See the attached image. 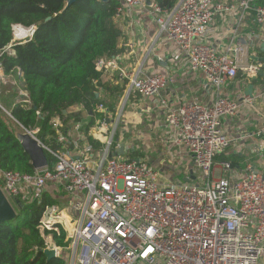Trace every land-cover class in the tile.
<instances>
[{
  "label": "built area",
  "instance_id": "2783aa9c",
  "mask_svg": "<svg viewBox=\"0 0 264 264\" xmlns=\"http://www.w3.org/2000/svg\"><path fill=\"white\" fill-rule=\"evenodd\" d=\"M117 1L115 18L135 7L149 11L165 42L175 45L185 58L187 69L202 74L205 86L216 92L211 105L195 100L166 110L172 139L187 148L200 174L198 183L163 184L145 159L111 156L107 140L99 162H92L93 148L86 145L79 158L48 150L56 158L54 167L31 175L0 168L1 192L10 202H31L47 189L53 191L57 204L45 208L38 230L42 251L54 250L63 264H264V169L248 163L239 173L231 163L222 162V176L215 179L213 174L215 158L231 143L222 120L252 103L249 97L238 102L218 92L239 71L247 79L260 74L264 79V61L248 62V50L264 43V0H178L168 10L153 0ZM216 17L234 20L221 52L208 43ZM248 19L258 32L249 31L241 44L236 31ZM34 32L33 26L12 27L11 42L0 50V89L13 78L21 83L18 70V77L4 73L2 56H13V47L29 42ZM95 69L101 75L114 73L126 79L127 96L157 97L173 82L160 73L144 78L128 74L117 67L115 57L97 60ZM19 88L14 105L28 104L27 92L23 85ZM96 110L111 113L103 104ZM51 123L58 143L64 145L62 122ZM37 131L26 132L35 136ZM263 149L261 144L255 151ZM61 232L64 245L56 246L53 234Z\"/></svg>",
  "mask_w": 264,
  "mask_h": 264
},
{
  "label": "crops",
  "instance_id": "0c3cea01",
  "mask_svg": "<svg viewBox=\"0 0 264 264\" xmlns=\"http://www.w3.org/2000/svg\"><path fill=\"white\" fill-rule=\"evenodd\" d=\"M114 19L121 31L118 53L111 57L116 58L117 67L128 74L138 75L139 78L155 73L165 74L173 82L157 97L138 94L127 96L126 79L114 73L102 74L101 83L105 87H97L96 98L99 102L94 111L87 112L82 106L69 108L68 116L71 118L66 124L62 123L66 143L60 151L79 158L83 148L89 145L93 148L92 162H99L100 153L109 140L111 156L125 160L145 159L148 166L158 174L161 183L197 184L200 174L193 168L187 148L173 141L166 122V110L195 100L202 105H211L216 92L205 86L202 74L192 73L187 69L185 58L175 45L165 42L149 11L143 7H135L125 10L120 17ZM233 28V19L216 17L208 32V43L221 52ZM249 31L256 33L258 28L248 19L245 20V26L236 31V41L245 44ZM261 44L263 42H258L254 49L248 50V62L264 60ZM13 76L18 77V73L14 72ZM14 81L5 84L17 93L11 100L12 106L19 99L18 89L23 85L22 81L19 85ZM249 85L253 86V97H249L252 99L251 105L242 106L234 117L222 120L223 129L231 143L221 155L229 158V161H216L215 158V179L222 176V162L231 163L239 173L244 172L248 163L264 169V149L262 152L255 151V148L264 144V79L261 76L247 79L239 71L237 77L223 86L218 94L240 102L246 97ZM259 94L262 96L257 97ZM99 104L107 105L111 109L110 115L98 112L96 107ZM75 115L80 120L74 122ZM89 123L91 125L85 131V126ZM89 139L93 142H89ZM121 147L123 155L113 152ZM55 193L61 192L56 190Z\"/></svg>",
  "mask_w": 264,
  "mask_h": 264
},
{
  "label": "trees",
  "instance_id": "16d2710c",
  "mask_svg": "<svg viewBox=\"0 0 264 264\" xmlns=\"http://www.w3.org/2000/svg\"><path fill=\"white\" fill-rule=\"evenodd\" d=\"M67 1L0 0V50L11 42L13 26L35 27L29 42L15 45L13 56H2L5 74L17 69L22 73L21 81L29 102L11 107L10 101L17 95L12 88L5 90L9 91L8 97L0 96L3 108H0V168L4 171L29 175L35 172L15 136L21 130L38 128L35 138L42 146L53 153L61 150L63 145L57 141L52 120L59 119L66 124L71 118L68 110L73 106L94 111L99 102L97 87H105L95 62L118 53L121 31L114 18L120 2L82 0L66 7ZM153 1L168 10L178 0ZM103 106L111 111L107 105ZM6 110L18 131L6 124ZM78 120L75 115L73 121ZM64 129L61 131L65 134ZM89 142L92 143V139ZM49 151L45 155L47 167L52 169L56 158ZM216 161H229V158L220 155ZM19 201L13 204L15 218L0 224V264H63L60 258L47 260L38 230L45 208L57 204L53 191L47 189L39 200ZM63 240L64 232L60 236L53 234L56 246H63Z\"/></svg>",
  "mask_w": 264,
  "mask_h": 264
},
{
  "label": "water",
  "instance_id": "95a60500",
  "mask_svg": "<svg viewBox=\"0 0 264 264\" xmlns=\"http://www.w3.org/2000/svg\"><path fill=\"white\" fill-rule=\"evenodd\" d=\"M77 1L82 0H68L66 2V7L76 3ZM102 3H107L109 0H97ZM49 18L46 19L48 21ZM260 49L264 50V43L260 45ZM264 61V60H263ZM262 76V74H260ZM246 97H253V86L249 85L247 91L245 93ZM16 139L19 141L23 151L28 155L30 164L32 168L37 171L47 167V159L45 153L48 152L44 146H42L35 136L30 135L28 132L21 130L16 133ZM115 154L119 156L123 155V148L121 147L119 150L116 149L113 151ZM20 201L18 199L13 201V204H19ZM12 202H10L4 194L0 190V224L11 221L16 216V211L14 209ZM46 256L47 260H52L55 257L54 250L44 249L42 251Z\"/></svg>",
  "mask_w": 264,
  "mask_h": 264
},
{
  "label": "rangeland",
  "instance_id": "374dc122",
  "mask_svg": "<svg viewBox=\"0 0 264 264\" xmlns=\"http://www.w3.org/2000/svg\"><path fill=\"white\" fill-rule=\"evenodd\" d=\"M15 80V78H13V79H11L10 81H14ZM8 86L7 85H5L4 87H3V89H1V91H2V93L1 94H4V96H6V97H8V95H6L7 93H9V91H5L6 89H8L7 88ZM22 91V89L21 88H19L18 89V93L20 94V92ZM18 94V95H19ZM1 96V95H0ZM3 96V95H2ZM3 98V97H2ZM2 98H1V103L2 104H4L3 102H4V100H2ZM11 102V101H10ZM6 106H8L7 104H6ZM11 107H12V103H11ZM5 113V122H6V124L13 130V131H18V130H16V128L14 127L15 125H14V121L12 120V118H11V116H10V114H9V112L6 110V112H4ZM20 131V130H19ZM217 176V175H216ZM12 204H13V202H12ZM14 206V205H13Z\"/></svg>",
  "mask_w": 264,
  "mask_h": 264
},
{
  "label": "clouds",
  "instance_id": "9594fccd",
  "mask_svg": "<svg viewBox=\"0 0 264 264\" xmlns=\"http://www.w3.org/2000/svg\"><path fill=\"white\" fill-rule=\"evenodd\" d=\"M17 70L20 72V70H19V69H17ZM15 71H16V70H15ZM15 71H14V72H15ZM14 72H13V73H14ZM20 74H21V77H22V73H21V72H20Z\"/></svg>",
  "mask_w": 264,
  "mask_h": 264
}]
</instances>
